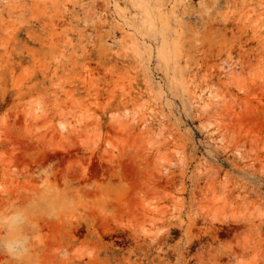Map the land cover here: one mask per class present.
<instances>
[{
    "label": "rangeland",
    "instance_id": "374dc122",
    "mask_svg": "<svg viewBox=\"0 0 264 264\" xmlns=\"http://www.w3.org/2000/svg\"><path fill=\"white\" fill-rule=\"evenodd\" d=\"M0 264H264V0H0Z\"/></svg>",
    "mask_w": 264,
    "mask_h": 264
},
{
    "label": "bare ground",
    "instance_id": "6f19581e",
    "mask_svg": "<svg viewBox=\"0 0 264 264\" xmlns=\"http://www.w3.org/2000/svg\"><path fill=\"white\" fill-rule=\"evenodd\" d=\"M89 142V141H88ZM86 143V142H85ZM115 146V145H114Z\"/></svg>",
    "mask_w": 264,
    "mask_h": 264
}]
</instances>
